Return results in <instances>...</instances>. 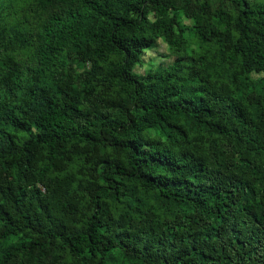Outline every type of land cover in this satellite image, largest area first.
<instances>
[{"label": "trees", "instance_id": "trees-1", "mask_svg": "<svg viewBox=\"0 0 264 264\" xmlns=\"http://www.w3.org/2000/svg\"><path fill=\"white\" fill-rule=\"evenodd\" d=\"M0 264H264V0H0Z\"/></svg>", "mask_w": 264, "mask_h": 264}, {"label": "rangeland", "instance_id": "rangeland-1", "mask_svg": "<svg viewBox=\"0 0 264 264\" xmlns=\"http://www.w3.org/2000/svg\"><path fill=\"white\" fill-rule=\"evenodd\" d=\"M156 52L161 54V55H163V56H160L162 59H165L168 56H170L169 58L171 60L175 59V56L170 53L168 45L162 39L159 40V44H158V47L156 49ZM145 56H146V59H147V58H149L152 55L149 52H147ZM136 70H137V72L140 73V72H143L145 70V67L144 66H139V67H137Z\"/></svg>", "mask_w": 264, "mask_h": 264}]
</instances>
